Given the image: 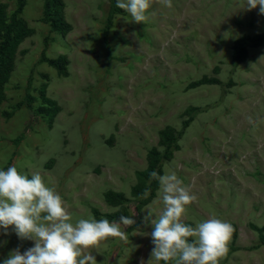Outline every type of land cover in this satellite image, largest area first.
<instances>
[{"label":"rangeland","instance_id":"obj_1","mask_svg":"<svg viewBox=\"0 0 264 264\" xmlns=\"http://www.w3.org/2000/svg\"><path fill=\"white\" fill-rule=\"evenodd\" d=\"M45 2L0 0L30 31L0 74V170L38 172L74 221L135 213L122 228L127 242L109 238L89 251L97 264H147L154 245L144 217L163 208L159 182L149 183L158 153L154 171L177 172L197 196L185 223L216 216L235 228L220 264H264V124L248 123L264 118L259 6L172 0V9L153 3L148 22L136 24L116 0L111 22L110 0H63L69 29L60 32ZM243 38L247 56L237 62ZM33 246L0 230V264Z\"/></svg>","mask_w":264,"mask_h":264},{"label":"clouds","instance_id":"obj_2","mask_svg":"<svg viewBox=\"0 0 264 264\" xmlns=\"http://www.w3.org/2000/svg\"><path fill=\"white\" fill-rule=\"evenodd\" d=\"M153 3L173 8L172 0H116V7L128 13L131 22L144 24ZM258 6L259 14L264 15V0H246L247 10ZM248 123L255 129L264 124V118L249 116ZM149 178V183L159 182L157 195L163 208L155 214L148 208L144 217L152 227L149 235L154 245L147 264H220L226 259L235 232L233 225L216 216L194 227L185 223L182 217L187 206L197 200L190 187L175 171L166 170L163 175L152 171ZM149 194L150 188L145 189L141 198ZM132 216L109 221L89 215L74 221L56 188L38 172L29 178L14 165L0 170V230L7 235L11 228L20 240L34 241V246L23 253L18 248L10 252L3 264H97L89 250H98L109 238L127 242L128 234L122 228L135 224Z\"/></svg>","mask_w":264,"mask_h":264},{"label":"trees","instance_id":"obj_3","mask_svg":"<svg viewBox=\"0 0 264 264\" xmlns=\"http://www.w3.org/2000/svg\"><path fill=\"white\" fill-rule=\"evenodd\" d=\"M24 0H22V3ZM111 11L109 15V22L112 20V16L116 10L115 0H110ZM23 5V4H22ZM62 10H63V0H46L45 2V11L47 20L50 22L52 28L56 31L66 32L69 29V26L62 19ZM20 11V10H19ZM19 11L12 16L8 17L6 10L3 6L0 5V74H2L9 65L13 58V49L14 46L23 39L26 35L30 33L27 30L20 20L18 19ZM9 21V22H8ZM110 25L108 23L107 28ZM249 38H243L239 40L235 47V59L237 62H241L247 56L246 43L249 41ZM255 43H264V37H259L255 40ZM206 82H213V80H205ZM2 99V86L0 84V103ZM49 105L53 103L49 100H45ZM45 112L49 115L50 118H53L57 112L53 108H47ZM153 164L149 174L158 167L161 163L160 156L158 153H152ZM157 182V180H154ZM114 197V196H113Z\"/></svg>","mask_w":264,"mask_h":264},{"label":"bare ground","instance_id":"obj_4","mask_svg":"<svg viewBox=\"0 0 264 264\" xmlns=\"http://www.w3.org/2000/svg\"><path fill=\"white\" fill-rule=\"evenodd\" d=\"M217 115V114H216ZM210 117V116H209ZM216 123H217V121H216ZM177 173V172H176Z\"/></svg>","mask_w":264,"mask_h":264}]
</instances>
